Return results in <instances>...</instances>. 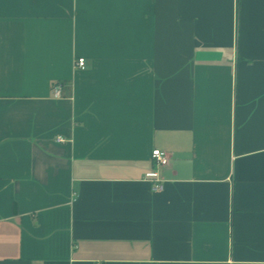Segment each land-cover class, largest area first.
Returning <instances> with one entry per match:
<instances>
[{"label":"crops","instance_id":"obj_1","mask_svg":"<svg viewBox=\"0 0 264 264\" xmlns=\"http://www.w3.org/2000/svg\"><path fill=\"white\" fill-rule=\"evenodd\" d=\"M0 264H264V0H0Z\"/></svg>","mask_w":264,"mask_h":264},{"label":"built area","instance_id":"obj_2","mask_svg":"<svg viewBox=\"0 0 264 264\" xmlns=\"http://www.w3.org/2000/svg\"><path fill=\"white\" fill-rule=\"evenodd\" d=\"M76 67L84 69L86 66V60L84 58H79L76 60ZM63 85L60 82H56L53 84L52 90L55 97H60L62 93ZM59 142H65L66 140L62 137L58 138ZM151 159L154 162L157 170L153 174H150L152 183V191L153 192H161L164 189V182L159 177V172L168 165L169 163V154L165 151H161L159 149H155L152 151Z\"/></svg>","mask_w":264,"mask_h":264}]
</instances>
